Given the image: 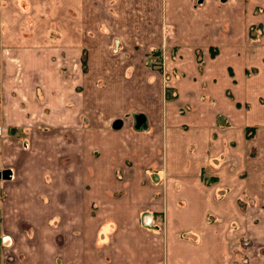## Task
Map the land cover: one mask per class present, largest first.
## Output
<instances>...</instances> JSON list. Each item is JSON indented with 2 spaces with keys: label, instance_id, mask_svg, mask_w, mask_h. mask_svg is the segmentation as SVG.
I'll list each match as a JSON object with an SVG mask.
<instances>
[{
  "label": "crops",
  "instance_id": "1",
  "mask_svg": "<svg viewBox=\"0 0 264 264\" xmlns=\"http://www.w3.org/2000/svg\"><path fill=\"white\" fill-rule=\"evenodd\" d=\"M260 58L264 0H0V264H241L209 168Z\"/></svg>",
  "mask_w": 264,
  "mask_h": 264
},
{
  "label": "rangeland",
  "instance_id": "2",
  "mask_svg": "<svg viewBox=\"0 0 264 264\" xmlns=\"http://www.w3.org/2000/svg\"><path fill=\"white\" fill-rule=\"evenodd\" d=\"M199 62L203 65V58ZM258 62L264 63V59L260 58ZM227 71L232 74L233 68L229 67ZM256 73L253 67L246 69L248 79L254 81L252 102H246L244 106L241 103L236 104L237 108L244 107L249 114L246 120L239 117L237 110L231 116L217 114V125L226 138V150L224 157H220L216 164L210 163L209 168L210 176L214 174L213 170L218 171L225 182L231 180L234 184L236 179L243 190L240 197L243 219L241 222L236 221L231 227L234 242L238 244L237 260L241 264H264V71ZM227 96L234 99L230 89L227 90ZM212 178L217 177L210 179ZM245 187L251 192L245 191Z\"/></svg>",
  "mask_w": 264,
  "mask_h": 264
},
{
  "label": "water",
  "instance_id": "3",
  "mask_svg": "<svg viewBox=\"0 0 264 264\" xmlns=\"http://www.w3.org/2000/svg\"><path fill=\"white\" fill-rule=\"evenodd\" d=\"M134 128L136 130H142L148 127V122H147V116L143 112H137L134 114ZM122 123L121 119H117L113 123V127L118 128ZM11 174L10 169H4L0 172V179L1 178H9Z\"/></svg>",
  "mask_w": 264,
  "mask_h": 264
}]
</instances>
